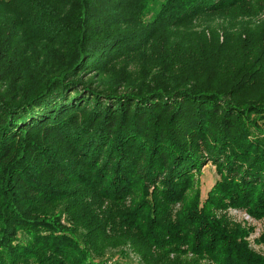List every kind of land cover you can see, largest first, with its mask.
<instances>
[{
	"label": "trees",
	"instance_id": "trees-1",
	"mask_svg": "<svg viewBox=\"0 0 264 264\" xmlns=\"http://www.w3.org/2000/svg\"><path fill=\"white\" fill-rule=\"evenodd\" d=\"M262 10L0 0V264H106L123 243L144 264H264L219 214L264 217ZM199 15L247 20L177 38Z\"/></svg>",
	"mask_w": 264,
	"mask_h": 264
},
{
	"label": "rangeland",
	"instance_id": "rangeland-1",
	"mask_svg": "<svg viewBox=\"0 0 264 264\" xmlns=\"http://www.w3.org/2000/svg\"><path fill=\"white\" fill-rule=\"evenodd\" d=\"M156 8L158 5H153ZM152 14L149 13L148 17ZM257 17L264 18V10L259 13ZM238 21H232L228 18H220L214 16L199 15L186 26L181 25L179 29V36L177 38H184V36L192 35L193 31L200 29H214L221 32L234 31L237 25L247 20L246 17H239ZM218 179L215 165L211 162L202 165L199 173H196L195 189L198 190L199 201L202 202L206 199L208 191L211 189L215 180ZM127 205L130 201L126 200ZM180 204H176L178 208ZM219 214H223L233 223L239 224L248 230L245 240L248 246L257 253L264 256V242L259 241V237L264 232V217H252L245 209L234 208L231 206L222 209ZM106 264H144L140 254L129 243H123L122 246L117 248H109L103 256Z\"/></svg>",
	"mask_w": 264,
	"mask_h": 264
}]
</instances>
